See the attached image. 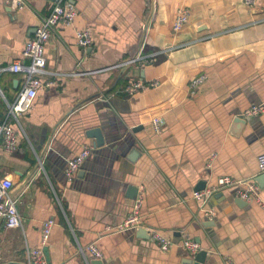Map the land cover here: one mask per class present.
Segmentation results:
<instances>
[{"label": "crops", "instance_id": "0c3cea01", "mask_svg": "<svg viewBox=\"0 0 264 264\" xmlns=\"http://www.w3.org/2000/svg\"><path fill=\"white\" fill-rule=\"evenodd\" d=\"M26 2L22 10L0 7V69L22 60L55 0ZM70 2L77 11L74 25L59 26L45 49L44 81L54 85L39 91L21 126L12 122L19 149L5 153L0 140V177L14 181L23 219L19 229L0 219V264H20L26 249L42 247L49 219L56 223L44 246L51 264H91L92 254L81 252L90 244L101 251L103 264H188L198 253L182 247L185 239L208 252L204 264H264L263 205L244 203L234 187L219 186L224 177L264 176L257 165L264 153V111L244 116L264 107V0L254 9L243 0ZM183 6L190 18L174 33ZM79 30L90 31V47L77 44ZM203 74L206 82L192 94L190 83ZM133 81L145 86L129 98L125 88ZM21 85V75L0 72V123ZM240 116L246 120L241 126L235 123ZM155 117L165 122L160 134L151 125ZM61 122L52 158L48 152L44 168L34 173L43 148L37 138ZM139 125L143 129L133 133ZM94 127L112 142L94 148L68 182V161L93 146L85 131ZM133 149L141 152L135 163L127 159ZM201 183L217 189L205 202L193 197ZM129 186L143 198L144 228L171 239V251L162 252L137 229L117 231L135 203L126 197ZM261 196L264 201L262 187ZM211 209L212 218L205 215Z\"/></svg>", "mask_w": 264, "mask_h": 264}, {"label": "built area", "instance_id": "2783aa9c", "mask_svg": "<svg viewBox=\"0 0 264 264\" xmlns=\"http://www.w3.org/2000/svg\"><path fill=\"white\" fill-rule=\"evenodd\" d=\"M245 5L250 9L257 6L258 0H243ZM10 7L14 10H22L28 7L26 0H0L1 6ZM77 18V11L70 0H55L52 11L49 15L41 18L40 25L35 35L30 38L23 50L22 60L14 62L6 68L0 69V72H11L22 76V85L15 101L8 104L6 118L3 123H0V140L2 139V148L5 153L13 154L19 149L20 138L14 129V122L21 126V117L32 107L37 99L38 93L45 87L54 85L53 82H45V77L49 74L46 71L47 59L45 57V49L48 43L55 36L59 26L71 27ZM190 18L189 9L185 6L177 10L173 21L174 33H179L187 25ZM76 42L81 48H88L92 45V38L89 30H79L76 32ZM167 53V51H163ZM138 60V59H137ZM136 60V61H137ZM136 61H129L134 63ZM151 62L152 59L145 60V63ZM126 63L125 66L128 64ZM80 66V64H79ZM79 72H73L70 76H77ZM207 80V75H200L190 83L192 94H196L200 86ZM142 81H133L125 88V93L129 98L135 97L136 94L144 87ZM264 111V107L255 106L245 112V117H253ZM164 119L155 117L151 120V125L156 134L162 132ZM94 147L85 145L82 151L74 158L68 161L66 176L68 182H73L78 171L85 161L89 158ZM257 165L260 174H264V153L257 157ZM232 186L235 188V195L247 203H260L264 207V201L261 196V187L255 182V179L235 180L231 177H224L219 180V186ZM15 188L14 181L9 177H0V218L4 220L5 226L8 229H19L23 226V219L20 215L17 203L18 200L12 195ZM215 188H207L202 191H196L193 194L195 200L207 201L215 192ZM143 198L138 196L133 205L131 213L125 220L116 227L117 231H125L129 229L144 228L142 219ZM207 217H214L216 212L206 210ZM55 220L49 219L42 226V244L43 246L35 249H26L23 261L20 264H48L46 261L43 247L50 239L52 230L55 226ZM113 229L108 228V231ZM150 239L157 245L162 252H169L175 246V243L164 236L160 231L152 229L149 231ZM182 247L195 256L201 251L198 243L191 239H185ZM81 252H90L95 259H101L102 253L95 244H90L85 248H81Z\"/></svg>", "mask_w": 264, "mask_h": 264}, {"label": "water", "instance_id": "95a60500", "mask_svg": "<svg viewBox=\"0 0 264 264\" xmlns=\"http://www.w3.org/2000/svg\"><path fill=\"white\" fill-rule=\"evenodd\" d=\"M11 11L12 9L10 7H8ZM146 32H147V26L145 27L144 29V38H145V35H146ZM139 57V54L134 57L133 61H136ZM132 66V63H128L124 69H129L130 67ZM235 123L237 125H242V124H245L246 123V120H244L243 117H237L235 119ZM62 122L60 124H58L55 128L53 129H48V131H46V134H43L42 136H39L37 138V141L36 143L37 144H40L42 145V147L44 148H40L39 151L42 150V154L40 155V158H39V162L38 164L35 166L34 168V173L37 172L38 170H40L42 167L44 168L43 166V161H44V157L45 155L48 153L47 156H49V158H52L50 157L51 154H53V151H51L53 148H51L55 142V139L57 138V131H58V128L61 126ZM143 129V126L142 125H139V126H136L135 128H133L132 132L133 133H137L138 131L142 130ZM85 137L87 139H92L94 140V143H93V147L96 148V149H102V148H105L106 146H108V144H111V137H107L104 129L102 127H94V128H90V129H87L85 131ZM50 150V151H49ZM141 155V152L138 150V149H133L131 150L129 153H127V159L133 163H135L139 157ZM80 175H82V173H79ZM255 182L262 188H264V185H260L261 182L264 183V176H261V177H257L255 179ZM206 188L205 186V183H201L198 187H197V190L196 191H202ZM139 196V189L138 187H135V186H129L128 189H127V193H126V197L128 199H131V200H137ZM240 201L244 202V203H247L243 200L240 199ZM248 204V203H247ZM2 220V218H0ZM137 233L141 235V237L143 238H147L149 239L150 238V233L147 229L145 228H139L137 229ZM44 253H45V257H46V261L48 264H51V258H50V254H49V248L48 247H44L43 249ZM208 256V252L205 251V250H202L200 252H198V254L195 256V258L193 260H189V263L188 264H204L205 261H206V258ZM91 264H103V261L102 260H99V259H92L91 260Z\"/></svg>", "mask_w": 264, "mask_h": 264}]
</instances>
